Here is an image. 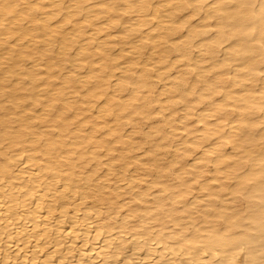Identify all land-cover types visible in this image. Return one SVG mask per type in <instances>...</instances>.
I'll list each match as a JSON object with an SVG mask.
<instances>
[{
	"label": "bare ground",
	"instance_id": "6f19581e",
	"mask_svg": "<svg viewBox=\"0 0 264 264\" xmlns=\"http://www.w3.org/2000/svg\"><path fill=\"white\" fill-rule=\"evenodd\" d=\"M94 1L0 0V261L147 264L151 256L156 264L164 253L165 260L203 264L213 259L201 254L207 248L189 255L177 244L180 255H173L162 244L173 247L177 236L190 235L213 251L218 246L215 258L228 260L221 233L258 243L259 186L246 200L233 193L239 171L259 160L261 137L238 139L239 112L236 119H206L221 102L214 93L235 103L247 90L237 87L243 65L221 68L243 38L210 47L220 26L206 23L208 9L199 5L218 0H145L152 6L139 14L97 7L113 0ZM236 2L255 3L258 11L259 0ZM180 3L194 7H167ZM193 48L202 53L194 57ZM258 113L245 114L250 131L261 122ZM159 114L162 124L136 137L139 121ZM193 116L205 120L193 125ZM124 122L131 128L122 135ZM202 145L208 147L187 163ZM138 150L142 160L131 157ZM195 184L198 193L187 200Z\"/></svg>",
	"mask_w": 264,
	"mask_h": 264
},
{
	"label": "snow or ice",
	"instance_id": "6c2138e0",
	"mask_svg": "<svg viewBox=\"0 0 264 264\" xmlns=\"http://www.w3.org/2000/svg\"><path fill=\"white\" fill-rule=\"evenodd\" d=\"M151 6V4H146L145 0H113L110 4L97 5V7H102L109 11L123 9L124 14H139L145 8H150ZM167 7L193 8L194 5L191 3H180L169 4ZM199 7L208 9V21L206 23L218 24L220 26L214 30V34L220 33V35L217 36V41L213 42L210 47L223 49L227 44V40L233 36L238 35L243 38L235 48H231L221 68L231 69L234 66L243 65L237 73V79H240L241 75L245 79L237 87L241 89L246 88L247 90L242 92V95L235 103H233L231 96H229L228 100H224L222 93H214L221 102L216 103L212 118L223 119L230 113L239 112L241 123L238 129H236L239 132L238 139H247V137L257 134L261 137L259 141L262 148L260 158L258 161L252 162L251 171L247 167L239 171L238 179L240 183L233 193L234 197L238 200H246L249 198V194L259 186L261 199L259 201L258 219L255 222L260 226V239L258 243H254V238L243 235L232 238L227 231L221 233L223 239L219 241V244H222L231 252V259L228 260L215 258L219 255L218 246L213 251L207 245L194 241L190 235L184 234L176 237L173 247L164 245V252L180 255V252L176 251V245L178 244L189 255L201 253L202 248H207L201 254L207 257L212 252L213 259L206 260L203 264H264V0H259L258 11H256L257 5L255 3H237L236 0H218L216 3H205L199 5ZM249 8L252 9V12L245 15L242 10ZM220 9L224 11H218ZM228 104H232V107H227ZM252 111H258L262 119L259 124L253 125L250 131L248 124L243 121L245 114ZM236 118V116L232 117V119ZM256 128L259 129V133L255 132ZM181 241L183 243H180ZM186 245L188 246L187 248L185 247ZM138 251L142 252L143 250L138 249ZM21 254L22 252L16 253L17 256ZM163 256L164 253H161L162 259L156 262V264H201L196 259L180 261L173 259L165 260ZM241 256L243 258L238 259ZM0 264H12V262L11 260L0 261ZM16 264H20V262L17 261ZM32 264H35V262L33 261ZM50 264H56V261L52 260ZM61 264H63V261H61ZM84 264H87V262H84ZM117 264H119V261H117ZM126 264H137V262L132 259L126 261ZM147 264H151V256H149Z\"/></svg>",
	"mask_w": 264,
	"mask_h": 264
},
{
	"label": "rangeland",
	"instance_id": "374dc122",
	"mask_svg": "<svg viewBox=\"0 0 264 264\" xmlns=\"http://www.w3.org/2000/svg\"><path fill=\"white\" fill-rule=\"evenodd\" d=\"M98 1H99V0H98ZM98 1L95 0L94 2H98ZM209 1H210V0H209ZM153 2H156V1H153ZM153 2H152V3H153ZM91 3H92V2H91ZM187 11H188V10H187ZM187 11H185V13H186ZM133 16L135 17V14H133L131 17H133ZM198 16H200V15H198ZM198 16H193V20H191V22H193V24H198V23H199V21H198V20H199V17H198ZM79 17H80V16H79ZM134 17H133V18H134ZM194 17H196V18H194ZM80 18H81V17H80ZM133 18H132V19H133ZM102 19H103L104 21H103ZM132 19H131V20H132ZM56 20H60V19H59V16L56 18ZM100 20H101V22H98L99 24H103V23L105 22V18H104V17H102ZM100 20H99V21H100ZM54 22H59V21H55V20H54ZM149 24H151V25H148L150 28H149L148 26L143 27V28H142L143 31H146L147 29L149 30V29H151V28H153V27L155 26V24H154L153 21H152V23L150 22ZM153 24H154V25H153ZM67 25H69V24H67ZM65 27L69 29V28H70V25H69V26H65ZM187 27H188V26H185V28H183V29L181 30V33L184 34V33H185V30H186ZM68 29H67V30H68ZM199 29L202 30L203 28L201 27V28H199ZM114 31H115V30H114ZM210 33L212 34V33H213V30H211ZM210 33H209V34H210ZM115 46H116V47H115ZM118 48H119V46L114 44V49H113V50H114L115 52H117ZM72 51H73V52H72ZM70 53L73 54V53H74V50L72 49ZM200 53H202V52H200V48H196V49L193 48L192 51H190V54H191V55L193 54L194 57L200 55ZM219 55L222 56V57L226 56V55L223 54L222 52H220ZM86 67H87V66H86ZM86 67L83 68L85 71L82 69L83 72H81V73L85 74V73L87 72L88 68H86ZM182 68H184V67L182 66ZM86 69H87V70H86ZM82 70H80V71H82ZM80 71H79V72H80ZM170 71H171V70H170ZM170 71L168 72V74H169V76H168V77H169V78H168L169 80H168V81H171V78L173 77V75H175L174 72H173V71H175L174 69H173L171 72H170ZM81 73H80V74H81ZM117 76H119V75L116 74L114 77H112V78H113V79L111 78L112 81L115 80V79H117V78H118ZM189 76L192 77V74H190ZM210 76H211V75H210ZM160 82H161V81H157V85H156V88H157L156 90H157V92H158L159 90H160V92H161V91H162L161 89L164 87V85L168 83L167 80H164V82L162 81L161 83H160ZM156 90H155V91H156ZM125 93H129V89H127V90L125 91ZM161 97H162V96H161ZM161 97H159V98H161ZM162 99H165V97L163 96ZM101 100H102V101H101ZM101 100H99L98 102L102 103V102L105 100V98L103 97V99L101 98ZM94 106H95V105H94ZM177 106H178V105H177ZM180 107H181V106L179 105V106H178L179 109H177V110H181ZM154 108L157 110V104L155 105ZM93 109H94V110H93L94 113H92V112H91V113H92L93 115H95V112H96L95 107H94ZM179 112H181V113H179ZM163 113L167 114V111H164ZM178 113H179V114H178ZM182 113H183L182 111H177L176 116H177V117H178V116H179V117H180V116L182 117V115H183ZM237 114H238V112H234V113H233V116H237ZM159 115H160V114H159ZM159 115H157L156 117H154V120H153V121H152V120H150L149 122H148V121H142L141 123L144 122L145 125H144V124H141L140 121H139V124H140V125H139L138 127L141 129V130H140L141 133H140V135H138V134H139V133H138V134L136 135V137H137V136H142V133H144V131L148 130V127H149L150 125H153V124L158 125L157 123L160 124L161 121H162V118H163V117H162V115H160V116H159ZM259 116H260V113H258V117H259ZM181 117H180V119H181L180 121H184V118H181ZM197 119H198V120H205V118H200V117H195V116H193V118L189 119L188 122H190L191 124L194 125L195 123H193V122H194V121L196 122ZM206 119L209 120V121L214 120V119L212 118V116H211V117H206ZM146 122H147V123H146ZM152 122H153V123H152ZM178 122H179V121H176V125H177V126H181V124H178ZM226 122L229 123L228 121H226ZM226 122L224 121V124H226ZM161 124H162V123H161ZM199 124H201V123H199ZM147 125H148V126H147ZM121 126H122V127H121ZM121 126H120V128L123 129V132H120V134L123 133L122 135L127 134L128 131H129L130 128H131V126H130V124H129L128 122H124ZM141 126H142V127H141ZM124 127H126V128H124ZM129 127H130V128H129ZM226 128H227V127H226ZM226 128H225V129H226ZM121 129H120V131H121ZM142 129H143V130H142ZM165 129H166L167 132L169 131V127H168V126H167V128L165 127ZM124 131H125V132H124ZM179 131H181V129H178V132H179ZM129 132H130V131H129ZM182 135H183V133H182ZM178 138L180 139V137H177V138H175V140L173 139V140L171 141V143L173 144V145L171 144L172 146L177 145V144H179V142H181V141H180L181 139L179 140ZM204 146H205L206 148L208 147V146H206V145H204ZM204 146L202 145L201 147H199L197 150H195L196 152H195V151H194V152L192 151V152H191L192 155H191V153H190V155L188 156V158H186V162H187V163H190L194 158H197V156L199 157V155H200V153L203 151V149H206ZM139 151H140V150H138L135 154H132L131 157L134 158L133 155H136L135 157L138 156L137 158H139L140 156H142V152H139ZM141 151H143V150H141ZM170 151H171V150H170ZM139 153H140V154H139ZM170 154H172V153H170ZM168 155H169V154H168ZM142 158H143V156H142L141 158H139V159L142 160ZM193 187H195V188H192V192H190L191 190H189L188 197L186 198L187 200H189V198H191L192 195H196V192L198 191L197 188H196V187H198V186H197L196 184L193 185ZM119 188L122 189V186L120 185ZM194 190H195V191H194ZM226 192H227V191H226ZM197 193H198V192H197ZM226 194H227V193H226ZM199 195H200V194H199ZM227 197L229 198V195H227ZM78 198H79V197H77V198H75V200H73L74 203H78V202H79ZM225 198H226V195H225ZM72 214H73V206L71 207V209H70V211H69V215H72ZM117 218H118V219H121V213L117 215ZM155 241H157V239H154L153 242H155ZM164 245H166V244H162V246H164ZM145 252H146V250L144 249V250H143V253H145Z\"/></svg>",
	"mask_w": 264,
	"mask_h": 264
}]
</instances>
